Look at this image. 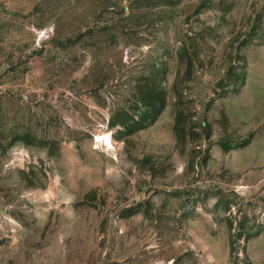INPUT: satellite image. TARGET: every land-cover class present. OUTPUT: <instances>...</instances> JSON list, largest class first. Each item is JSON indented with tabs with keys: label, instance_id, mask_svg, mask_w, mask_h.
I'll return each mask as SVG.
<instances>
[{
	"label": "rangeland",
	"instance_id": "1",
	"mask_svg": "<svg viewBox=\"0 0 264 264\" xmlns=\"http://www.w3.org/2000/svg\"><path fill=\"white\" fill-rule=\"evenodd\" d=\"M0 264H264V0H0Z\"/></svg>",
	"mask_w": 264,
	"mask_h": 264
},
{
	"label": "bare ground",
	"instance_id": "2",
	"mask_svg": "<svg viewBox=\"0 0 264 264\" xmlns=\"http://www.w3.org/2000/svg\"><path fill=\"white\" fill-rule=\"evenodd\" d=\"M97 140H102L106 146H111L112 142H111V138L109 134H103L102 136H100Z\"/></svg>",
	"mask_w": 264,
	"mask_h": 264
},
{
	"label": "trees",
	"instance_id": "3",
	"mask_svg": "<svg viewBox=\"0 0 264 264\" xmlns=\"http://www.w3.org/2000/svg\"><path fill=\"white\" fill-rule=\"evenodd\" d=\"M256 234H259V232H258V233H256ZM252 235H254V234H249L248 236H252ZM248 236H247V237H248Z\"/></svg>",
	"mask_w": 264,
	"mask_h": 264
}]
</instances>
